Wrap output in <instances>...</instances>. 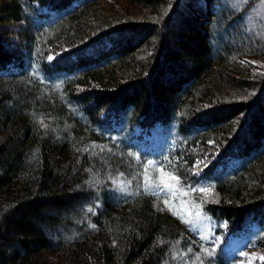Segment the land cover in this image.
I'll use <instances>...</instances> for the list:
<instances>
[{"label":"trees","instance_id":"trees-1","mask_svg":"<svg viewBox=\"0 0 264 264\" xmlns=\"http://www.w3.org/2000/svg\"><path fill=\"white\" fill-rule=\"evenodd\" d=\"M103 1L0 0V264H264V0Z\"/></svg>","mask_w":264,"mask_h":264},{"label":"rangeland","instance_id":"rangeland-1","mask_svg":"<svg viewBox=\"0 0 264 264\" xmlns=\"http://www.w3.org/2000/svg\"><path fill=\"white\" fill-rule=\"evenodd\" d=\"M179 4V1L176 0ZM185 1L182 0L181 5H184ZM101 4H103L104 9H106L109 12H103V14L106 17H110L112 15H122V14H130V15H135L136 12L134 13L128 6L123 5L119 1L115 0H105ZM180 5V4H179ZM263 5V4H262ZM183 8V7H182ZM264 8V5H263ZM261 8V9H263ZM264 12V10H260ZM247 24L250 26L251 22L247 20ZM243 61L248 64H251V72L252 73H258L259 69L264 68V56L258 57L256 59H250L246 60L242 58ZM254 62V63H253ZM155 179L153 182H155L157 185H159L163 190H168L171 187L170 179L159 175L157 172L155 173ZM117 191H122L124 190L125 194L127 193L126 190L122 187L121 184L117 183ZM117 202L121 201V198H116ZM177 217L182 219V221L188 226L189 230L195 235V236H200L202 233L207 232L209 229V223L207 222L206 219H204L198 212H189L186 207H177L175 211ZM244 246L241 244L240 241H234L231 245V249L229 251V255L232 257L235 256H240L242 251H243ZM243 254V260L244 263H252L255 260H260V255L257 252L254 251H247Z\"/></svg>","mask_w":264,"mask_h":264},{"label":"snow or ice","instance_id":"snow-or-ice-1","mask_svg":"<svg viewBox=\"0 0 264 264\" xmlns=\"http://www.w3.org/2000/svg\"><path fill=\"white\" fill-rule=\"evenodd\" d=\"M49 59H51V57H50ZM253 63H254V62H253ZM199 190H200V191H207V189L204 188V187H201ZM92 227L94 228L95 225H92ZM205 252H206V255H207V256H212V255H213L212 252H209V251H207V250H205ZM261 259H264V257H261Z\"/></svg>","mask_w":264,"mask_h":264},{"label":"bare ground","instance_id":"bare-ground-1","mask_svg":"<svg viewBox=\"0 0 264 264\" xmlns=\"http://www.w3.org/2000/svg\"><path fill=\"white\" fill-rule=\"evenodd\" d=\"M149 135V134H148ZM120 149V148H119ZM127 159V158H126ZM221 253V252H220ZM263 254V253H262ZM224 255V254H223Z\"/></svg>","mask_w":264,"mask_h":264}]
</instances>
